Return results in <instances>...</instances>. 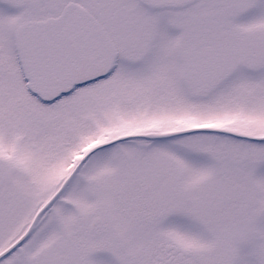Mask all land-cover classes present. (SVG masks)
Returning <instances> with one entry per match:
<instances>
[{
  "label": "snow or ice",
  "instance_id": "1",
  "mask_svg": "<svg viewBox=\"0 0 264 264\" xmlns=\"http://www.w3.org/2000/svg\"><path fill=\"white\" fill-rule=\"evenodd\" d=\"M0 264H264V0H0Z\"/></svg>",
  "mask_w": 264,
  "mask_h": 264
}]
</instances>
